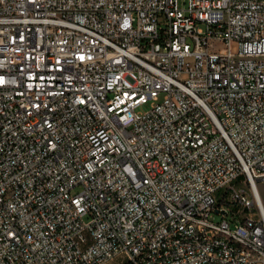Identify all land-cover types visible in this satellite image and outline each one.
Returning <instances> with one entry per match:
<instances>
[{
	"label": "built area",
	"instance_id": "obj_1",
	"mask_svg": "<svg viewBox=\"0 0 264 264\" xmlns=\"http://www.w3.org/2000/svg\"><path fill=\"white\" fill-rule=\"evenodd\" d=\"M0 264H264V0H0Z\"/></svg>",
	"mask_w": 264,
	"mask_h": 264
},
{
	"label": "bare ground",
	"instance_id": "obj_2",
	"mask_svg": "<svg viewBox=\"0 0 264 264\" xmlns=\"http://www.w3.org/2000/svg\"><path fill=\"white\" fill-rule=\"evenodd\" d=\"M179 232H188V224H180ZM203 232L214 233V225H203ZM214 241H218L222 245H234V238L227 232H217L214 234ZM243 250L254 251V242H243Z\"/></svg>",
	"mask_w": 264,
	"mask_h": 264
},
{
	"label": "rangeland",
	"instance_id": "obj_3",
	"mask_svg": "<svg viewBox=\"0 0 264 264\" xmlns=\"http://www.w3.org/2000/svg\"><path fill=\"white\" fill-rule=\"evenodd\" d=\"M145 108H146V107H141L139 110H144ZM256 186H257L259 192H261V185H260L259 183H256ZM76 189H77V188H74V189L72 190V192H76V191H77ZM213 219H214V220H217L218 217H217L216 215H213Z\"/></svg>",
	"mask_w": 264,
	"mask_h": 264
}]
</instances>
